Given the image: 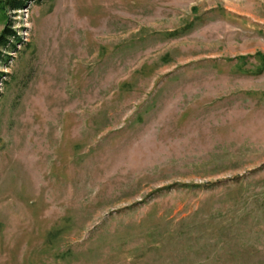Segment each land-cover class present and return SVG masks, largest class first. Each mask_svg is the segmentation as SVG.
Returning a JSON list of instances; mask_svg holds the SVG:
<instances>
[{"label":"rangeland","instance_id":"374dc122","mask_svg":"<svg viewBox=\"0 0 264 264\" xmlns=\"http://www.w3.org/2000/svg\"><path fill=\"white\" fill-rule=\"evenodd\" d=\"M8 23L0 264H264V0H40Z\"/></svg>","mask_w":264,"mask_h":264},{"label":"trees","instance_id":"16d2710c","mask_svg":"<svg viewBox=\"0 0 264 264\" xmlns=\"http://www.w3.org/2000/svg\"><path fill=\"white\" fill-rule=\"evenodd\" d=\"M29 2L39 3L40 0H0V17L7 16V12L20 11L27 7ZM20 38L17 35L16 31L11 28V24L8 23L7 28L3 30L0 35V49L5 51H9L11 49L15 50L16 45L19 43ZM260 63L264 64V54L259 57ZM0 60L5 61V57L3 56L0 50ZM5 63V62H4Z\"/></svg>","mask_w":264,"mask_h":264}]
</instances>
